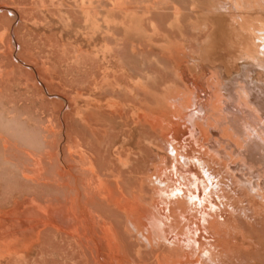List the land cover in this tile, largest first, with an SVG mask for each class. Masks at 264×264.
Wrapping results in <instances>:
<instances>
[{"label": "bare ground", "instance_id": "6f19581e", "mask_svg": "<svg viewBox=\"0 0 264 264\" xmlns=\"http://www.w3.org/2000/svg\"><path fill=\"white\" fill-rule=\"evenodd\" d=\"M182 1L183 3H185V8L181 6ZM182 1L136 0L135 3L137 5L142 3L141 8H144H142L143 12L139 13L136 10V7L133 6L132 0H114L113 4H115L117 8H120L119 12H122V18L120 19V21H117L116 18H114V21H110V19L106 18L108 20L104 19L106 25H104L102 29L100 25L93 24V17L88 16L89 18L86 19L88 20V22L91 19L90 28L92 29L94 35L97 34V36L99 37L107 35L108 32H111L112 34V32L114 31L113 28H117V26L121 24L124 28V35L127 38L126 40L129 41L128 45L131 44L132 46V48H130L132 53H136L137 49L141 50V48L139 47L144 48L145 46L143 45H147L146 47L149 48L148 52H153V54L156 53V55L158 54L163 59L175 58L173 60L177 62L176 63L174 61V63H176L174 65L175 67L177 66V70L176 74L174 73V75L184 85L182 89H174L172 85H167V87L165 86L166 88L163 89L164 93L162 95V98L161 100L159 99L162 105V109L160 110H151L150 107H146L144 110H140L143 107L137 106L140 108L138 109L135 105L131 104L132 102L130 104H125L126 112H124L126 118H128V120L130 121L127 120V123H129L126 124V129L124 128L125 135L123 136L122 143H126L129 147L126 149L123 147L126 150V156L122 160V158H120L121 156L119 155V159L122 160L119 161L123 166V169H127V171L125 172L126 177L119 175L121 169L120 168L118 170L119 172L115 173V175L113 176V181L112 179H109V181V177H107V175H105L102 179H98L99 185L105 186V190L108 193V197L106 196L108 204L110 203L114 207L119 208V210H122L125 216V220H123V230L134 232L132 234L136 235V239L141 245L144 246L145 250L140 246L136 249H131L130 245L125 242L121 237L122 235L119 234L120 231L118 232L116 225L115 227L113 226L112 223L115 218L113 217V213V215L110 214L109 216V210L106 214L97 212V216L94 215V217L96 218L94 220L90 219L96 226L95 228L101 233L99 237L97 236V239L100 242L98 243L97 241H94L95 239H92L93 235L91 238V236L87 234L88 232H86L85 229L87 226L86 223H88V218L86 217L87 220L81 219L78 221V218H76L78 216L76 210H78V208L80 207L78 206L77 208L72 204V202L74 203V205L81 203H79V200L81 199L78 198L80 190L78 191L76 188L75 198L73 197L75 193H73L74 195L71 196L73 197L71 198L72 200L74 199L78 202H70L72 204V207H74V210L76 211V215L71 216L75 217V219L73 218L74 221L76 219L78 221V223L75 221V223L77 224H74V233L73 231H71V234H73L71 236L75 237L74 240H77V245L80 249H82L84 253L85 251L89 253L92 262L91 264H139L138 262H141L143 260L142 257L145 253L146 255L149 253L153 254L152 261H154L155 264H233V258L235 256H231L230 252L235 251L234 249H237V253L240 252L239 254L244 255V253L241 252L242 250L240 249L244 250L247 249L249 245L252 246L251 244L253 242L251 239H249L250 236H248V238H245L243 237L242 233L241 238L237 237L235 231L238 229L237 226L235 225V227L237 228L235 229L230 224L231 220L230 222L228 221L229 219L226 215H231L232 213H234V210H236L234 209L235 205L232 206L233 203L231 204L230 202L235 199L239 200V198L237 195L235 197V194H232V192L235 191L229 184L225 182V177L220 172L219 167L222 166L227 173L231 174L230 176L234 179L235 184L238 185V188L243 192V196H246L248 205L247 209H252L255 213L257 211L256 208L259 207L260 209H262V211H264V0ZM85 10L86 9H84L83 11L86 12ZM93 14L95 15V17H97H94V19L99 18L96 15L97 13L94 12ZM149 15H151L153 18L150 23L144 25V23L146 22L145 20L149 19ZM163 25H165L168 31L167 34L163 33L161 30V26ZM148 29H151L152 32ZM124 35H122V37ZM171 35L178 36V39H172ZM115 36L117 35L115 34ZM155 37H160V39H158V41H155ZM227 40H229V42H227ZM115 44L117 43H114L113 45ZM123 45L125 44L123 43ZM109 46L105 45L103 48H97L95 50V58H92V61L93 63H95L96 69L99 72L101 69L100 64H110V60L112 59V53L115 50H113ZM194 47L196 49H193ZM144 54L145 52L143 53V55ZM153 57L150 59L145 58V60L144 58H142L141 66L145 70L142 69V71L138 69V71H142L143 76L140 77V74L135 81L130 82V88H128L126 94L136 98L138 94L137 91H135L136 88H138L140 91L142 90L144 94L148 93L147 89L150 87L147 88V81L150 80L153 76L151 73H149L150 70H146V67L150 65L149 68L152 69L151 65L154 64L157 65V67L158 65L162 66L161 62L157 58ZM159 68L160 67H158V69ZM102 74L104 73L102 72ZM110 74L111 73H109L108 77H110ZM94 76L93 77L96 78L95 74ZM156 77H158V75ZM103 86H105V84ZM93 89L94 88H92V90ZM139 90L138 92H140ZM119 91L121 92V90ZM200 92L203 93L202 96L200 95ZM220 96L222 98H220ZM80 100L82 103L78 107L77 115L81 121L86 122L88 119L90 121L94 117V112L97 111L89 110V108L90 106L91 108L93 106H95L96 108V106L99 105L97 103L98 101H88L84 100L83 98H80ZM111 106L112 105H110V107ZM113 109L114 107L112 108V110ZM119 114L121 118L123 113L121 114L119 112ZM116 116L117 115H115V118ZM122 118L124 117L122 116ZM93 120L95 119H92L91 121L93 122ZM179 121L182 122L183 128L180 127ZM97 122L99 123V120ZM105 122L109 125L108 128H110V124H112V121L110 119H106ZM133 122H138L137 125H139L140 122L141 124L142 122H144L146 123L144 124V126L149 125L152 129H157V132L159 130L163 139H166V144H168V146L170 147V152H168L167 148L163 152V148H161L163 154H161L158 164L152 163L154 174H147L146 172L147 164L151 158L150 154L147 153L148 150L146 149V143L148 142L145 141L144 145L146 146H139L137 150L134 151L135 156L138 155V158H134L133 156L132 160V155L134 154H132L133 150L131 151L130 146L132 143H138L140 138L139 136L142 133V131L140 133L141 129L137 130L136 127L133 128L130 125V123ZM92 125L94 126V124H90V126ZM94 129L93 131H91L93 135L98 133L95 131L97 128L95 130ZM107 131L105 129V133ZM111 132L114 133V131ZM83 133L84 132L82 131V134ZM104 135L108 136L107 134ZM105 136L103 137L104 139L106 138ZM95 137H99V134L95 135ZM79 139L82 143L85 138L83 136H80L78 140ZM145 139H147V137H145ZM76 140L74 142H76ZM97 140H99V138H97ZM101 140L102 139H100L98 142H100ZM108 142V146L110 147V139ZM89 143H91L92 146V142H90V140ZM152 143H150L149 145H151ZM136 144H134V146H136ZM140 144H143V142H141ZM100 145H102V143H99L98 146ZM82 147L83 146L81 144L78 145V152L80 157H82L86 153H84ZM109 147H106L105 152ZM156 147L160 148V145ZM99 151H101V148ZM136 151L138 154H136ZM91 153L93 154V152ZM118 153H121V151H118ZM157 153L154 152L153 154ZM106 154H108V152ZM111 154L112 151L110 153V156ZM123 155H125V153ZM114 157H112L111 159H113ZM99 158H101V156H99ZM94 159H96V156ZM80 161L81 160H79L78 162L79 164H81ZM113 161L112 163L110 161V172H114L115 169V163L113 164ZM103 162L104 161H102V165ZM42 163L43 161L41 162V164ZM96 165L98 164L95 163L94 166ZM214 165H218V167L216 168L214 167ZM43 168L46 169L48 167L45 168L43 166ZM60 168L63 167L61 166ZM51 169L52 168L50 167V169L48 168L47 171ZM64 169H62L61 172ZM67 171L63 175L64 177L66 176ZM235 171H240V173L238 174ZM46 172L43 173L47 177L52 173L49 172L48 174ZM202 172H204L207 176L202 174ZM139 173H143V175L141 174V178H139ZM78 175L79 174L77 172V177L81 176ZM98 175H100V173ZM41 176L38 179H43L46 177ZM47 177L45 180L46 184L49 185L55 178H53L51 182V177L49 176L50 180L48 179V181H50V183H47ZM85 179H87V177ZM45 180L43 181L45 182ZM66 181H64V179L61 181L62 183L64 182V185L62 187L72 189L67 186ZM72 181L74 182V180ZM91 182L92 181L90 178V183ZM58 184L59 185L57 186L62 185L60 182H58ZM107 184L111 186L108 187ZM241 184H244L243 188L240 186ZM73 185H75V183L72 184V186ZM116 192L122 193V196L120 195V199H118L119 196H117V198L115 197ZM126 192L129 193V196L125 197ZM3 193L5 192L3 191ZM123 193H125V195H123ZM87 195L88 194L84 195V198H87ZM90 196L91 195L89 194V197ZM142 197L148 198L149 202L146 200H144V202L147 203L142 202ZM140 198L141 202H139ZM71 199L69 201H71ZM85 200H83L84 204H86L88 201L87 200L85 202ZM103 200L101 201L104 203ZM97 201H99V199H97ZM242 201L239 200L240 203ZM145 204L147 205L144 206ZM90 205L93 206V204ZM88 208L89 207H87V209ZM89 209L87 211L91 212L89 214H92V207H90ZM245 209L246 207H241L240 212L245 217V220H249L250 218H248ZM46 211L47 210H45V213ZM40 213L43 212L41 211ZM47 213L44 216L45 218L47 216ZM65 213L69 214L70 212ZM84 213L85 208H83V214ZM33 214L36 215L37 212H34ZM86 214L87 213H85V215ZM235 215L238 216L237 212ZM90 217H92V215ZM3 218L6 217L3 216ZM106 222H110V224H105ZM65 223L67 224V222ZM42 224L44 225V223ZM238 227L240 229V226ZM14 231L17 230H13V232ZM92 231L90 230L89 232ZM238 231L239 230H237V233ZM3 233L2 234L5 235L4 231ZM8 235L11 237L10 234ZM5 236H3L4 239L6 237L8 238V236ZM67 236V238H69V235ZM0 239H3L2 236ZM6 240L4 241L6 242ZM40 243H42V241ZM0 244V246L2 247L3 244ZM254 245L255 244L253 243V246ZM71 248H74V244ZM76 252L74 253L76 254ZM130 254L135 255L138 259V262L131 259L129 257ZM23 255L24 254L20 256ZM1 256H3L2 259L8 257L6 256V254H0V257ZM9 256L11 257L12 254L10 253ZM74 256L72 257L74 258ZM16 258H18V256H16ZM145 258L144 264H149V261L147 262ZM235 258L238 259L237 257ZM243 258L245 257L243 256ZM10 260L8 261L10 262ZM239 260L242 259H240L239 257ZM152 261H150V264ZM244 261L246 264L248 263L246 262V259H243V262ZM73 262L75 263V260Z\"/></svg>", "mask_w": 264, "mask_h": 264}, {"label": "rangeland", "instance_id": "374dc122", "mask_svg": "<svg viewBox=\"0 0 264 264\" xmlns=\"http://www.w3.org/2000/svg\"><path fill=\"white\" fill-rule=\"evenodd\" d=\"M115 1H117V0H115ZM139 1H141V0H139ZM142 1H149V0H142ZM180 1H182V0H180ZM135 2H136V0H132L133 6L136 7V10L139 13H142L143 12V10H142L143 7L141 8L142 3L137 5ZM113 3H114V0H0V89L15 88L17 101L18 100L29 101L32 99H36L35 97H31V94H33V93L30 90H32V89L40 90L41 94H46L47 105H48V118H47L48 136L52 135L56 131L58 138H60V142H61L60 143V150H59L60 161H58V175H59L58 177L63 176L66 173V171L68 170L65 177L63 176V177H60L57 179V183L60 182L62 185H64L63 184L64 182L62 183L61 181L63 179H64V181L67 180L68 181V182L66 181L67 186L74 190L73 191L72 189H67L66 187H63V193H61V195L60 194L58 195V199L56 200V202H51L49 200L48 204L45 208L36 209L35 211L37 213L39 212L38 213L39 215L41 214L40 217L42 220H40V221L39 220H8V218H7L8 216H6V218H3L2 220H0V234H1L0 238H1V236L3 238V239H0V243L3 244L2 247L0 246V249H1L0 254H6V256H8V257H10L9 256L10 253L12 254V256H11L12 258L10 257L11 260H10V258L5 257V256H4L5 258H3L4 259L3 260L2 259L3 256H1L0 257V264H67V262H68V264H75V263H77V264H91L92 262H91V258H90L89 253L87 251H85V253H84L82 251V249L79 248V246L77 245V240H74L75 237L71 236V235H73V234H71V231H73V233H74V228H75L74 224L76 225L79 220H81V219L87 220V218H88V221H87L88 223H86V224H87V226L88 225L89 226H88V228L86 226V228H85L86 232H88L87 234H89L91 236V238L93 235L92 239L93 240L95 239L94 241H97L99 243L100 241L97 239V236L99 237L101 235V233L99 232V230H97L95 228L96 226L92 223L91 220L92 219L94 220L96 218V217H94V215L97 216V212H100L101 214H106V213H108V210H109V213H108L109 216L112 213L114 214V215L112 214L113 217L115 218V220L112 223L113 226L115 227V225H116L118 232L120 231L119 234L122 235L121 237L123 238V240L125 242H127L130 245L131 249H136L139 246L142 247V249L144 248V246L141 245L139 243V241L136 239V235L132 234L134 232H129V231L123 230V226H124L123 220H125V216H124L122 210H119V208L114 207L110 203L108 204V202H107L108 193L105 190V186L99 185L98 179H102V178H104L105 175H107V177H109L108 180L112 179V181H113L114 180L113 176L115 175V173L119 172L118 170L120 168L122 169V172L120 169L119 175L126 177L125 172L127 171V169L126 170L123 169V166L120 164V161H122L123 158H125V156H126V150L125 149L129 147L126 143H124V144L122 143L123 136L125 135L124 130L126 129V124L129 123V122L127 123L128 118H126V115H125V112H126L125 104H130L132 102L131 104L135 105L136 108H138V109H140L139 107H143L140 110H144L146 107H150L151 110H160V109H162V105H161L160 100H161L162 95L164 93L163 89H165L167 87V85H172L174 87V89H177V88L182 89L184 87V85L174 75V73L176 74V70H177V66L175 67V65H174L177 62L175 60H173L175 58H173V59L172 58H164L163 59L158 54L156 55V53L153 54V52H148L149 48L146 47L147 45H143V46H145L144 47L145 49L143 47H139V48H141V50L137 49L136 53H132V51L130 49V48H132V46L130 43H129L130 45H128L129 41L126 40L127 38L124 35L125 34L124 28L121 24H119L121 27L118 25L117 28H115V27L113 28L114 31L112 32V34H111V32H108L107 35H104L101 37L97 36V34L94 35V33L92 32V29L90 28L91 19L89 22H88V20H86L90 16L93 17V24L100 25L102 29H103V26L106 25L105 24L106 22L104 19L108 18V19H110V21H114V18H116L117 21H120V19L122 18V12L121 11H120L121 13L119 12L120 8L119 7L117 8L116 5ZM181 3H182L181 6L184 7L185 3H183V1ZM113 6H115V7H113ZM87 8H88V10H87ZM84 9H86L85 10L86 12L83 11ZM94 12L97 13L96 15L99 17L98 19H94V17H95V15L93 14ZM148 17H149V19L145 20L146 22L144 21L146 24L143 22L144 25H147V23H150V21L153 18L151 15H149ZM95 18H97V17H95ZM108 19H106V20H108ZM87 25H88V28H87ZM111 30H112V28H111ZM148 30H151V29H148ZM161 30L163 33H166V34L168 32L165 25L161 26ZM151 32H152V30H151ZM113 33H115L117 36H115V34H113ZM91 34H92V36H91ZM122 35H124V36L122 37ZM171 36H172L171 37L172 39L173 38L178 39V36H174V35H171ZM114 39L118 40V41H115ZM158 39H160V37L154 38L155 41H158ZM113 40H114V42H113ZM227 42H229V40H227ZM114 43H117V44L113 45ZM123 43L125 45H123ZM105 45H108V46L110 45L109 47L115 51H113V53H112V59L110 60V64H108V63L100 64L101 69L99 72L96 69L95 63H93L92 58H95V50L97 48L101 49ZM122 46H125V47H122ZM193 49H196V48L194 47ZM124 50H125V52H124ZM144 52H145V54L143 55ZM153 56H155V57H153ZM152 57L157 58L161 62L162 66L158 65V67H160L159 68L160 70L158 69L157 65H155V64L151 65L152 69L149 68L150 65L146 67V70L147 69H148V71L150 70L149 73H151L153 76L150 80L147 81V88L150 87L147 89L148 93L144 94L142 92V90L140 91L138 88H136L135 91H137V93L139 95L137 94L136 98L129 96L128 94H126V91L128 90V88H130V84H131L130 82L135 81L139 77L140 74H141L140 77L143 76V74H142L143 70L142 69H144V68H142V66H141L142 58H144V60H145V58L150 59ZM138 60H139V62H138ZM174 61L176 63H174ZM113 66H115V67H113ZM138 69L142 70V71H138ZM153 69H155V70H153ZM101 71L105 75L102 74ZM153 71H155V72H153ZM109 73H111L110 77H108ZM94 74L96 75V78H94L95 77ZM157 75H158V77H156ZM114 76H115V78H114ZM99 80H100V82H99ZM104 84H105V86H103ZM128 84H129V86H128ZM92 88H94V89L92 90ZM109 88H110V90H109ZM137 89L140 92H138ZM149 89H150L151 93L149 92ZM91 90H92V92H91ZM119 90H121V92ZM97 91H98V93H97ZM98 94H100V95H98ZM200 95L202 96L203 93L200 92ZM100 96H102V97H100ZM80 98H83L84 100H88V101H90V100L94 101V102L98 101L97 103L99 105L96 106V108L99 110H97L95 108V106H93L92 108L90 106L91 109L89 108V110H94V111L96 110L98 112L97 113V112L93 111L94 112L93 116L95 118L93 117L92 119H95V120H93L94 123L91 121L92 119L90 121L88 119L86 122H84V121H81L80 118L78 117V115H77L78 107L82 103ZM101 98H103V99H101ZM220 98H222V97L220 96ZM0 99H3V98H0ZM159 103H160V108H159ZM110 105H112V106L110 107ZM137 106H139V107H137ZM113 107H114V109L112 110ZM121 109H123V110H121ZM28 110H30V109H28ZM117 112H118V114H117ZM119 112L121 114L122 113L124 114V115L122 114V116L124 118H122V116H121L122 119L120 118ZM115 115H117L116 118H115ZM118 115H119V118H118ZM52 119L56 120V122H57V129L56 130L54 128V125L51 124ZM106 119H110L112 121V124H110L111 125L110 128H108L109 125L106 124V122H105ZM98 120H99V123L97 122ZM95 121H96L97 125L95 124ZM128 121H130V120H128ZM90 122H92V123H90ZM179 123H180V127L183 128L182 122L179 121ZM90 124H94V126L93 125L90 126ZM105 124H106V126H105ZM137 124H138V122L130 123V125L133 128L136 127L137 130L141 129L140 133L142 131V133L139 136L140 138H139L138 143L137 144L132 143L130 146L131 151L133 150L132 154L135 153L134 151L137 150V148L139 146H142V145L146 146L147 145V147H146V149L148 150L147 153L150 154L151 158L147 164V167H146L147 171L146 172H147V174H154L153 173L154 170L152 168V163L158 164L161 154H163V152L166 148L168 149V152H170V147L168 146V144H166V139H163L159 130L157 132L156 131L157 129L154 130L149 125H147V126L145 125L146 126L145 127L144 124H146V123H144V122H142L143 125L141 124V122L139 125H137ZM85 126H87V127H85ZM137 126H138V128H137ZM94 127H95V129L96 128L97 129L95 130ZM98 127L101 130H99ZM103 127L106 129V131L108 129L107 132H110V133H107V132L105 133V129ZM111 127H113V128H111ZM86 128H87V130H86ZM93 129L96 132H98V133H96V134L94 133V134L95 135L99 134V137H95V135H93V133L91 132V131H93ZM102 129H104V130H102ZM85 130H86V132H85ZM82 131L84 132L83 134H82ZM111 131H114V133ZM31 132H32L33 137L35 135L37 136L38 129H35L34 125H32ZM104 134H107L108 136H105ZM75 136H77V137H75ZM80 136L81 137L83 136L85 138L84 139L85 141L83 140L82 143L80 142V139L78 140V138H80ZM104 136L106 137L105 139L103 138ZM107 137H109V138H107ZM145 137H147V139H145ZM97 138H99V140L102 139L101 140L102 142L101 141L98 142L99 140H97ZM106 139H108V140H106ZM109 139H110V147L108 146L109 145V142H108ZM115 139H117V140H115ZM148 139H150V140H148ZM75 140H76V142H74ZM89 140H90V142H92V146H91V143H89ZM105 140H106V142H105ZM145 141L148 142V143H146V145H144ZM141 142H143V144H140ZM87 143H89V144H87ZM99 143L100 144L102 143V145L98 146ZM150 143H152V144L149 145ZM79 144H81L85 148L84 149L82 147L84 153L86 152L82 157H80L79 152H78V145ZM134 144H136V146H134ZM94 145H96V146H94ZM103 145H104V148H103ZM112 145H113V147H112ZM159 145H160V148L156 147ZM88 146H89V148H88ZM106 147H109V148L105 152ZM118 147H119V149H118ZM100 148H101V151H99ZM161 148H163L162 149L163 152H162ZM75 149H77V150H75ZM124 150H125V152H124ZM76 151H77V153H76ZM90 151L93 152V154ZM111 151H112V154L110 156ZM118 151L119 152L121 151V153H118ZM101 152H102V154H101ZM107 152H108V154H106ZM154 152L155 153L158 152L159 155H158V153L153 154ZM96 153H97V155L101 156V158H99V156H97ZM115 153H116V155H115ZM124 153H125V155H123ZM136 154H138L137 151H136ZM94 155L96 156V160L94 159L95 158ZM113 155L116 157H114ZM119 155L121 156L120 158H122V160L119 159ZM133 156H134V158L135 157L138 158V155L135 156V154H134V155H132V160H133ZM154 156H157V157H154ZM112 157H114V158L111 159ZM85 159H87V160H85ZM91 159H93L94 161ZM79 160H81L80 161L81 164L78 163ZM95 161H97V164H98L97 170L99 172L96 170V168L94 166ZM99 161H100V164H99ZM102 161H104L103 165H102ZM110 161H111V163L113 161V164L115 163L114 164L115 165L114 172H110V165H111ZM76 163L79 167L76 165ZM90 165H91V167H90ZM61 166L63 168H60ZM76 167H77V169H76ZM214 167L217 168L218 165H214ZM62 169H64L62 171L63 173L61 172ZM219 169H220V172L222 173V175L225 177L224 178L225 182L227 184H229L231 186V188L235 191V192H232V194L233 195L235 194V197L237 195L239 200H241V201L243 200L241 203L237 199H235L237 201L232 200L230 202L231 204L233 203L232 206L235 205L234 209H236V210L233 209L234 213H232V214L234 216L232 214L226 215L227 218L229 219L228 221L230 222V220H231L230 224L235 229L238 228L237 229V230H239L238 233H237V230H235L237 237L241 238L242 237L241 234L243 233V237L248 238V236H250L249 239H251L252 242L255 244L254 245L255 249H254L253 243L251 244L252 246L249 245V247L247 249H244L245 251L243 249H240V250H242L241 252H243L244 255L239 254L240 252L237 253V249H234L235 251L230 252L231 256H235L238 258V259H236L235 257L233 258V260H234L233 264H235V262H236V264H244L245 261L243 262V259L247 260L246 261V262H248L247 264H251V263L252 264H264V211H262V209H260L259 207L256 208L257 211L255 213L253 212L252 209H247V206H248L247 205V198H246V196H243L244 195L243 192L238 188V185L235 184L234 179L230 176L231 174L227 173L222 166H220ZM79 170H81V171H79ZM77 172L81 176L78 175L79 177H77ZM235 172H237L238 174L240 173V171L239 172L235 171ZM99 173H100V175H98ZM141 174L143 175V173H139L140 177L138 175L137 176L139 178H141ZM202 174L205 175L204 172H202ZM71 176L73 177V179ZM205 176H207V175H205ZM86 177H87V179H85ZM76 178H77V180H76ZM90 178L92 181L91 183H90ZM72 180H74V182ZM70 182L71 183L73 182L72 184L75 183V185L72 186V184ZM76 183H78V184H76ZM94 186H95V188H94ZM107 186L110 187L111 185L107 184ZM240 186L243 188L244 184H241ZM76 188L78 191L80 190L78 198H80L81 200H79V199L78 200H79V203L81 202L80 204L82 205V207L80 204L74 205V203L72 201H75L76 203H78V202L74 199L73 200L71 199L73 197L75 198V196H76V193H75ZM69 190H72V191H69ZM84 191H86L87 193ZM100 191H101V195H100ZM71 192H72V194H71ZM82 192H84V193H82ZM73 193H75V195ZM86 194H88L87 195L88 197L84 198V195H86ZM89 194L91 195L90 197H89ZM95 194L97 197L95 196ZM121 194L122 193H120V192H116L115 197L117 198V196H119L118 199H120V197L122 196ZM72 195H74V196L71 197ZM80 195H81V197H80ZM123 195H125V193H123ZM126 196H129L128 192H126L125 197ZM145 198L146 197H142V202H144V200L149 202V199L148 198L145 199ZM70 199H71V201H69ZM97 199H99L100 202L97 201ZM103 199H106V200H103ZM83 200H85V202L88 200L89 202L87 201V203L84 204ZM101 200H103L104 203ZM70 202H72L73 206H76L77 208L79 206L81 209L78 208V210H76L77 211L76 212L74 210V207H72V204ZM93 202L96 203L97 209H93L92 205H90V204H93ZM139 202H141V198H140ZM144 203H147V202H144ZM146 205L147 204H145L144 206H146ZM65 206H66V208H65ZM86 206L89 208L92 207V211H93L92 214H89L91 212L87 211L89 208L87 209ZM111 207H112V209H111ZM241 207H246L245 212L248 215V218H250L249 220H245V217L241 214V212H240ZM83 208H85V213H87L86 215H85V213L83 214ZM63 209H65V210H63ZM45 210H47L46 213L48 212L46 218L44 217L46 215ZM71 210H72V212H71ZM41 211L45 214L40 213ZM65 212H70V213L67 214ZM75 212L78 215L76 217V218H78V221H77V219L75 220L77 223H75V221H74L75 217H72V216L76 215ZM236 212H237L238 216L235 215ZM49 213H51V214H49ZM53 214H54V216H53ZM91 215H92V217H90ZM120 219H122V220H120ZM235 220H236V223H235ZM18 221H20V222H18ZM62 221H63V223H62ZM68 221H69V223H68ZM70 221H72V222H70ZM65 222H67V224L69 226ZM237 222H238V224H237ZM42 223H44V225ZM105 224H110V222H106ZM235 225L237 226V228L235 227ZM10 226H11V228H10ZM91 226H93V227H91ZM238 226H240V229ZM25 227H27V228L29 227V228L27 229ZM23 228H24V230H23ZM42 228H44V229H42ZM92 228H93V231H92ZM13 230H18V231H14V232H16V233H14ZM39 230H41L40 234L41 235L43 234V235H42V238L38 240V236H39L38 231ZM90 230L92 232H89ZM3 231L5 232V235L8 236V238L5 235H3L4 234ZM11 231H12V233H11ZM93 232H94V234H93ZM66 233H67V235H69V238H67L68 236L66 235ZM8 234H10L11 237ZM3 236H5L7 238V240H6V238L4 239ZM4 240H6V242ZM35 241H36V243H35ZM37 241H38V243H37ZM41 241H42V243H40ZM35 244H37V245H35ZM73 244H74V248H71L73 246ZM12 245H13V247H12ZM17 245H20V246H17ZM75 246H77V247H75ZM3 247H4V250H3ZM13 248H15V249H13ZM144 250H145V248H144ZM232 250H233V248H232ZM76 251L78 252V254ZM2 252H4V253H2ZM74 252H76V254ZM66 253H68L69 255ZM245 253H247V254H245ZM13 254H15V255H13ZM22 254H24V255L20 256ZM74 254H75V256H74ZM152 255L153 254H151V253H149L147 255H146V253L143 254V257H142L143 260L141 262L140 261L138 262V259L135 255L130 254L129 257L131 259L137 261L139 264H144L145 263L144 258L146 257L145 260H147V262L149 261L148 263L150 264V261L153 260ZM13 256L15 257V259ZM16 256H18V258H16ZM72 256H74V258ZM238 256L242 260H239ZM243 256L245 258H243ZM71 257H72V259H71ZM8 260H10V262ZM64 260H65V263H64ZM74 260H75V263L73 262ZM238 260H239V262H238ZM152 262H151V264H155L154 261H152ZM249 262H251V263H249Z\"/></svg>", "mask_w": 264, "mask_h": 264}, {"label": "crops", "instance_id": "0c3cea01", "mask_svg": "<svg viewBox=\"0 0 264 264\" xmlns=\"http://www.w3.org/2000/svg\"><path fill=\"white\" fill-rule=\"evenodd\" d=\"M30 91L36 99L17 101L15 88L0 89V220L3 216L8 220H42L38 213L33 214L35 210L45 208L50 199L56 202L63 193V185L57 186L61 142L56 131L48 136L47 96L40 90ZM51 124L56 130V120ZM32 125L38 129L34 137ZM42 165L52 169L47 171ZM43 172L54 173L49 174L51 182L53 178L56 181L50 187ZM41 175L46 177L38 179ZM92 207L96 209L95 202ZM38 233L41 239L40 230Z\"/></svg>", "mask_w": 264, "mask_h": 264}]
</instances>
